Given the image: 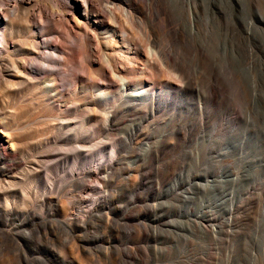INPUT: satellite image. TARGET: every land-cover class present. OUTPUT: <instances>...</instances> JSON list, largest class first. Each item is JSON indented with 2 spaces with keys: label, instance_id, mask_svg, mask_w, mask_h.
<instances>
[{
  "label": "rangeland",
  "instance_id": "374dc122",
  "mask_svg": "<svg viewBox=\"0 0 264 264\" xmlns=\"http://www.w3.org/2000/svg\"><path fill=\"white\" fill-rule=\"evenodd\" d=\"M228 3L229 16L216 3L217 17H208L202 5L193 21L194 43L206 56L205 63L190 64L195 66L190 68L194 91L154 117L120 114L106 127L102 113H97L102 123L96 125V134L92 132L95 136L82 128L78 139L73 136L80 113L66 116L69 125L60 115L53 120L38 113L41 103L51 105L54 99L43 88L42 76L37 81L28 69L35 53L46 51L42 41L19 23L6 31L0 59V89L4 87L0 102L5 106L0 103V112L14 114L11 108H18L20 113L21 108L23 113L12 130L21 163L9 173L0 171V182L9 181L17 194L34 186L41 194V188L51 186L59 200L70 202V209L64 217L52 214L47 219L51 233L44 226H19L2 217L1 229L10 237L0 236V264H264V0ZM42 7V2L29 6L31 22ZM246 22L258 28L249 32L251 39ZM56 34L50 37L52 47L70 52L64 35ZM53 64L48 68L70 74L66 67ZM138 64L133 65L141 68ZM200 70H205L204 76ZM74 72L84 75L80 68ZM96 79L97 85L106 84ZM145 82L151 87L153 81ZM168 82L173 81L163 78L155 91ZM55 84L70 93L79 87L70 75H58ZM96 99L92 93L86 104L99 112ZM196 107L202 109L201 115ZM147 140L150 151L143 147ZM112 147L117 152L114 158ZM76 148L83 152L78 158ZM78 167L89 174L74 177ZM103 197L110 204L103 214L86 217L79 228L72 226L69 221ZM217 201L224 205L221 211ZM31 210L40 213L37 207Z\"/></svg>",
  "mask_w": 264,
  "mask_h": 264
},
{
  "label": "bare ground",
  "instance_id": "6f19581e",
  "mask_svg": "<svg viewBox=\"0 0 264 264\" xmlns=\"http://www.w3.org/2000/svg\"><path fill=\"white\" fill-rule=\"evenodd\" d=\"M37 2H42L43 7L33 16L34 18L31 22L29 6ZM216 3L221 6V11H224V15H230L228 0H0V59L3 41H6L5 33L13 29L17 23L27 34L31 33L34 38H40L46 51L35 53L32 61L29 62L30 66L28 69L34 77H37L35 78L37 81L42 76L39 80L43 81V88L47 93L51 92L54 99L51 105L45 102L41 103L38 106V113L42 117H54L53 120L60 118L62 121L66 120V116L72 112L80 113L81 115L77 119L78 123H76L79 126V128L77 126L78 132L73 136V139H78L82 128H87L90 131L89 134H92V132L96 134L95 128L97 124L103 121L104 126H110L114 118L120 114L146 115V117L163 114L164 110L174 108L183 94L193 90L194 84L191 80L192 77H190V68L195 66L191 67L190 64L192 62H196V64L206 62L204 51L194 43L195 28L193 21L198 18L202 5L208 17H217L219 12ZM21 10L22 14H20ZM186 23L188 25L187 30L184 28ZM246 25L248 27L247 35L251 39L249 32L258 28L252 22H246ZM64 28H66V31ZM56 33L64 35V42L71 45L70 52L67 51V53L60 46L52 47L51 40L53 41V38L50 40V37ZM63 45L65 46V44ZM32 46L33 42L30 45V50ZM210 46V48H214V46ZM213 53L216 54L218 52L213 51ZM213 53L209 54H211V60L214 61L216 59H212ZM53 55H55V58L52 57ZM222 56L221 61H223ZM50 62H53L58 68L61 66L66 67L65 69L70 70V74H68L67 70L61 68L49 69L50 66L48 68L47 64ZM138 62H141V68L133 65H139ZM216 63L219 62L217 61ZM223 64L226 67L227 63ZM221 66L220 69L223 67ZM76 68L83 70L84 75L74 72ZM223 70L225 74V69L220 71L223 72ZM200 71L205 72V70ZM201 72L200 74L204 76L205 73ZM200 74L198 73V76ZM58 75H70L76 82H79L78 89L71 91V93L65 90L59 91L55 84ZM194 75L197 76L196 73ZM96 78L102 79L100 82L104 80L106 84L97 85ZM163 78L173 82L165 83L158 91H155V86L163 84ZM145 79L153 81L151 87H146ZM224 80L227 81L226 79ZM88 82L93 84V86L88 85L86 87L85 85ZM194 82L196 84L199 83L196 80ZM210 82L208 84H211ZM202 83L203 80L201 81ZM228 84L227 81V86L230 87V84ZM0 90L4 92V87ZM207 91L211 94L213 90L209 86ZM92 93L97 97L99 112L94 108V105L88 106L86 104L91 101L88 100V96ZM1 94L3 93L1 92ZM0 103L3 104L2 101ZM3 106L5 105L3 104ZM11 109H13L12 113L14 114H10L11 112H0V168L2 169L0 171L8 173L21 163V160L17 158V135L12 130L14 126H19L16 120L20 118V113L22 114L23 111L21 108L19 109L20 113L17 111L18 108L16 110L14 108ZM195 110L199 115L203 112L200 107H196ZM97 113H102V121L101 118L98 119L95 116ZM57 115L61 117L57 118ZM63 123L69 125L67 120L66 122L63 121ZM134 124L136 125V123ZM95 134L92 135L95 136ZM105 144L107 143L105 142ZM240 146V144L234 145L233 148L237 150ZM72 147L68 150H71ZM143 147L146 151H150L152 148L148 140L143 144ZM73 148L75 150V147ZM112 148V158H114L117 152L114 147ZM97 149L102 150L99 146ZM82 154L81 149L76 148V157L78 158ZM78 168L79 170L74 174V177L78 178L81 176L85 178L89 174L86 170ZM11 187L9 181L0 182V236L2 237H10L8 232H4L1 229L3 227L1 223L2 217L18 222L19 226L29 223L33 226H44L47 232L51 233L53 228L47 225V219L51 218L52 214L63 217L68 214L70 202H65L67 199L65 201L59 200L57 191L52 193L51 186L41 188V194L37 192L39 190L35 186L25 193L18 194L13 193ZM85 189L83 188V190ZM109 205L108 198L103 197L94 201L89 211L80 212V217L69 222L72 223L73 227L79 228L86 217H91L95 213L103 214ZM33 207H37L40 213L32 211L31 208ZM107 213L105 212L106 215ZM106 217L108 219V216Z\"/></svg>",
  "mask_w": 264,
  "mask_h": 264
},
{
  "label": "water",
  "instance_id": "95a60500",
  "mask_svg": "<svg viewBox=\"0 0 264 264\" xmlns=\"http://www.w3.org/2000/svg\"><path fill=\"white\" fill-rule=\"evenodd\" d=\"M234 155H237V154L235 153ZM218 201H219V200H218ZM218 201H217V203H216V209H217L218 211H221V210L223 209L224 205H223L222 202H219V203H218Z\"/></svg>",
  "mask_w": 264,
  "mask_h": 264
}]
</instances>
